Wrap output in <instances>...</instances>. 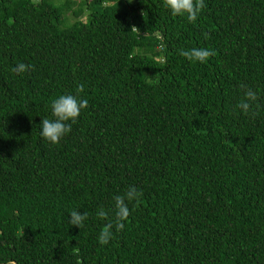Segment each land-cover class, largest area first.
<instances>
[{
	"label": "trees",
	"instance_id": "trees-1",
	"mask_svg": "<svg viewBox=\"0 0 264 264\" xmlns=\"http://www.w3.org/2000/svg\"><path fill=\"white\" fill-rule=\"evenodd\" d=\"M204 3L190 23L163 0H0V264H264V0ZM80 84L53 145L41 120Z\"/></svg>",
	"mask_w": 264,
	"mask_h": 264
},
{
	"label": "clouds",
	"instance_id": "clouds-1",
	"mask_svg": "<svg viewBox=\"0 0 264 264\" xmlns=\"http://www.w3.org/2000/svg\"><path fill=\"white\" fill-rule=\"evenodd\" d=\"M131 2V0H129ZM164 6L171 12L173 16L184 17L190 23H194L202 10L206 7L204 0H163ZM135 28V27H133ZM207 38V34H205ZM179 54L185 57L190 62L206 63L210 57L215 55L214 50L207 48H196L185 50L181 49ZM29 65L19 63L12 71L16 74L26 72ZM77 95L66 94L60 95L53 100L51 104V111L53 119L43 118L41 120V136L43 139L53 145L60 143L62 138L71 132L72 124H74L81 115L82 110L87 109L88 100L86 98H79V94L84 92V85L80 84L76 89ZM246 100H254L255 93L251 90L245 93ZM239 108L247 112L249 110V103L241 101ZM141 192H138L135 187H130L123 195L114 197L115 220L109 221L101 230L98 241L101 245H107L113 237V228L116 231H122L125 226V221L128 220L131 212L128 203L131 201H138ZM97 216L101 220H108V213L104 209H99ZM88 219V213H80L78 210L70 212L69 223L78 228L83 227L84 222Z\"/></svg>",
	"mask_w": 264,
	"mask_h": 264
}]
</instances>
